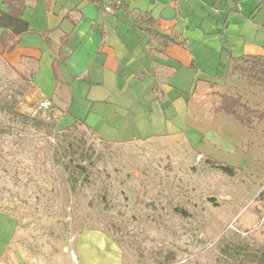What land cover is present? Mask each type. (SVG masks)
I'll list each match as a JSON object with an SVG mask.
<instances>
[{
  "label": "rangeland",
  "instance_id": "obj_1",
  "mask_svg": "<svg viewBox=\"0 0 264 264\" xmlns=\"http://www.w3.org/2000/svg\"><path fill=\"white\" fill-rule=\"evenodd\" d=\"M255 1L227 0L233 25L220 48L176 75L179 89L168 91L174 109L154 111L152 127L143 128L165 139L114 144L80 128V146L66 142L55 157L30 70L18 65L26 51L0 53V213L18 222L19 244L37 264H264V227L238 232L263 210L264 123L249 131L211 112L219 99L207 95L205 81L224 82L215 90L264 108L260 87L231 74L233 57L264 54V5L252 16ZM27 3L29 18L48 10L44 0Z\"/></svg>",
  "mask_w": 264,
  "mask_h": 264
},
{
  "label": "crops",
  "instance_id": "obj_2",
  "mask_svg": "<svg viewBox=\"0 0 264 264\" xmlns=\"http://www.w3.org/2000/svg\"><path fill=\"white\" fill-rule=\"evenodd\" d=\"M110 1L63 0L60 5L52 0L50 9L43 8L33 18L28 17L27 3L25 19L34 32L22 38L18 48L26 54L18 65L26 64L35 93L52 100L62 123L81 120L85 128L114 144L165 139L143 128L152 127L154 111L174 109L175 99L168 91L179 89L172 85L176 75L190 61L194 66L199 57L215 55L233 25L229 20L235 10L227 0H124L122 7L107 11ZM263 5L260 0L251 15ZM64 41L68 59L60 64L58 83L53 62ZM205 81L213 89L207 95H216L215 88L225 85L208 77ZM213 107L211 112L217 114ZM169 121L180 122V117ZM18 231V222L0 213V264H37L39 259L19 244Z\"/></svg>",
  "mask_w": 264,
  "mask_h": 264
},
{
  "label": "trees",
  "instance_id": "obj_3",
  "mask_svg": "<svg viewBox=\"0 0 264 264\" xmlns=\"http://www.w3.org/2000/svg\"><path fill=\"white\" fill-rule=\"evenodd\" d=\"M45 1L47 9H50L52 0ZM117 1L118 0L110 1L109 6L112 10L122 7L125 4L124 0H120V4H116ZM2 4L4 8H0V53L5 56L6 54L14 52L20 46L24 35L34 31L31 29L30 21L25 19V13L28 8L26 0H3ZM152 32L155 33L156 31ZM46 43L50 45V40L48 38H46ZM63 46H65V41L62 43V47L53 62V72L58 83L60 82V64L61 62H66L68 59V54L65 52ZM231 74L238 75L250 85L260 87L264 94V55L233 57ZM216 95L219 99L218 103L214 104L213 107L216 113H224L232 117L237 123L249 131H254L259 124L264 123V108L252 107L241 94L225 91L223 93L217 92ZM38 113L40 114L39 111ZM61 118L62 113L59 112L58 119H45L48 128L54 133L55 146L53 150L55 157L58 156V152L66 142H68L69 148L79 147L84 137L83 135L86 134V132H83L80 138L74 135L80 128H85L84 122L81 120H76L68 127L59 130L58 125ZM85 129L97 136L95 131L87 128ZM75 167L80 171L86 170L85 165L82 164H77ZM216 167L220 169V171L231 176L235 174L234 169L229 166L218 164ZM67 169H70L69 165H66V170Z\"/></svg>",
  "mask_w": 264,
  "mask_h": 264
},
{
  "label": "built area",
  "instance_id": "obj_4",
  "mask_svg": "<svg viewBox=\"0 0 264 264\" xmlns=\"http://www.w3.org/2000/svg\"><path fill=\"white\" fill-rule=\"evenodd\" d=\"M116 4H120V0H118ZM106 10L111 11L112 9L110 6H108L106 7ZM37 109L45 119H51V118L58 119L59 112L54 106L52 100L49 98L41 97L37 104ZM257 198L260 199L263 206V210L257 219V223L252 224L251 226L245 228L244 230L241 231L238 230V232H241L244 235H247L250 232H253L257 229L264 227V188L261 189Z\"/></svg>",
  "mask_w": 264,
  "mask_h": 264
},
{
  "label": "water",
  "instance_id": "obj_5",
  "mask_svg": "<svg viewBox=\"0 0 264 264\" xmlns=\"http://www.w3.org/2000/svg\"><path fill=\"white\" fill-rule=\"evenodd\" d=\"M223 16H224V14H223ZM225 18V17H224Z\"/></svg>",
  "mask_w": 264,
  "mask_h": 264
}]
</instances>
